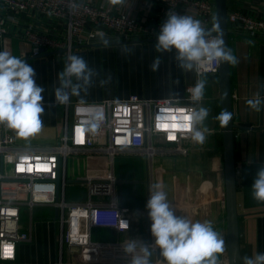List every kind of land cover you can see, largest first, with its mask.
Here are the masks:
<instances>
[{"label":"crops","instance_id":"0c3cea01","mask_svg":"<svg viewBox=\"0 0 264 264\" xmlns=\"http://www.w3.org/2000/svg\"><path fill=\"white\" fill-rule=\"evenodd\" d=\"M87 1L110 8L116 13L133 14L147 21L159 17L157 6L152 5L150 0H122V3L115 5L109 0ZM246 2L248 1L228 0V10L243 8ZM249 2V5H264L255 1ZM261 8L262 6L253 7L254 10ZM28 23H33L39 31L57 38L64 32L61 24L29 12L23 16L19 25L6 21V32L0 36V51L7 50L20 59H26L36 70L37 84L46 90L43 94L45 113L40 131L27 138L18 136L16 132L18 146L26 148L43 147L38 145L39 139L54 141L63 131L66 103L55 101V88L60 86L58 73L68 62V55L63 50L32 56L31 44L23 35ZM155 41L75 45L71 55L83 57L96 75L90 86L82 88L78 96L70 95L69 101L99 102L103 99L126 98L131 94L145 98L182 97L185 87L196 83V74L194 70L187 71L178 66L175 52L156 51ZM230 49L238 60V63L231 65V87L243 264L244 257L264 253V203L253 199L251 188L257 169L264 165V105L257 112L246 103L247 100L256 98L257 94L264 100V38L254 39L245 34L230 33ZM156 58L161 61L160 68L157 72H152L149 66ZM73 83H76L75 78ZM202 104L209 109V116L203 125L209 132L203 144L189 143L187 155L165 154L151 160L134 151H123L117 155L120 156L119 159L115 157L114 172L121 178L118 184H136L142 187V191L130 203H126L117 185L120 205L131 209L129 215L132 227L120 234L109 229L112 237L109 241L127 242L135 239L145 244L151 240V221L145 206L150 195V186L159 182L163 185V191L167 193L168 202L173 206L176 215L185 216L193 222L212 223L214 230L225 240V251L219 256V264L228 261L223 146L219 144L222 139V126L216 119L221 113L218 81L213 92L209 88L205 89ZM108 168L109 161L104 154L81 153L68 159L67 174L70 183H77L73 178L76 173H105ZM54 217L53 220L40 216L35 218L33 213L27 223L22 220L24 229L31 228L33 238L28 243L18 245L19 262L57 261L60 255L57 237L61 231V223L56 209ZM153 259H159L163 261L162 264H166L158 249L152 251V263Z\"/></svg>","mask_w":264,"mask_h":264},{"label":"built area","instance_id":"2783aa9c","mask_svg":"<svg viewBox=\"0 0 264 264\" xmlns=\"http://www.w3.org/2000/svg\"><path fill=\"white\" fill-rule=\"evenodd\" d=\"M150 1L157 6L159 17L147 21L87 0H0V36L6 32V21L19 25L25 14L34 12L61 24L64 32L57 38L28 23L23 35L31 44V55L63 50L70 56L75 45L88 43L96 35H113L127 42L156 39L167 13L192 16L205 29L217 25L215 0ZM246 1L245 7L228 10L230 33L264 38V5H249ZM250 1L264 4V0ZM254 6L262 8L254 10ZM219 65L194 70L196 81L204 74L219 75ZM194 85H187L182 97L145 98L131 94L99 102L68 101L63 131L57 143L48 147H19L17 131L0 123V264H130L131 257L123 246L131 241L93 238L95 229L120 234L132 227L131 209L119 202L114 159L123 151H134L151 160L165 154L187 155L193 141L183 125L187 123L186 115L199 107L189 99L188 89ZM100 114L102 119H97ZM163 124L168 128L161 127ZM88 152L104 154L109 168L105 173L73 177L86 185L88 199L68 201V159ZM36 206L57 210L60 255L54 263H22L17 259L18 245L33 238L31 228H23L22 209L26 208L31 216ZM154 242L152 237L145 244ZM162 262L153 259L152 264Z\"/></svg>","mask_w":264,"mask_h":264},{"label":"clouds","instance_id":"9594fccd","mask_svg":"<svg viewBox=\"0 0 264 264\" xmlns=\"http://www.w3.org/2000/svg\"><path fill=\"white\" fill-rule=\"evenodd\" d=\"M109 2L115 5L122 3V0ZM213 32L216 35H212ZM154 47L162 53L175 52L178 66L187 71L206 68L213 63H238L231 49L225 46L223 33L218 25L214 23L212 29H205L200 20L187 15L167 13V18L156 35ZM160 64L159 58L154 59L149 66L150 70L157 72ZM36 75V70L26 59H20L7 50L0 51V123L16 130L18 136L23 138L38 133L43 123V94L46 90L37 84ZM95 75V70L83 57L68 56L64 69L58 73L60 86L55 88V101L64 104L69 101L70 95L78 96L82 88L86 89L91 85ZM73 78L76 83H73ZM205 87L206 81L198 79L188 89L189 99L200 106L186 115L187 123L183 125L191 134V140L199 144L204 143L209 132L207 127H203L209 116V109L202 104ZM246 103L259 112L264 100L257 94L256 98L249 99ZM231 118L232 114L227 110L216 117L222 127L227 126ZM97 119H102V114ZM161 127L167 129L168 125L163 124ZM251 188L253 199L264 203V165L257 169ZM145 207L155 242L154 245H147L132 239L123 246L125 254L131 257L130 264H152V248L159 250L166 264H219V256L225 251L224 238L214 230L210 221L193 222L185 216L176 215L161 183L150 186ZM243 264H264V253L244 257Z\"/></svg>","mask_w":264,"mask_h":264},{"label":"water","instance_id":"95a60500","mask_svg":"<svg viewBox=\"0 0 264 264\" xmlns=\"http://www.w3.org/2000/svg\"><path fill=\"white\" fill-rule=\"evenodd\" d=\"M216 18L219 30L223 33L225 46L230 49V30L228 22V0H215ZM146 39L140 41H151ZM120 44L127 41H118L113 35L103 34L91 38L87 45ZM218 93L221 102V113L227 110L232 114L229 124L222 127V146L224 161V179L226 194V220H227V250L228 264H241L239 203H238V174L235 156V123L233 121V102L231 87V64L219 65ZM57 215V210H56Z\"/></svg>","mask_w":264,"mask_h":264},{"label":"rangeland","instance_id":"374dc122","mask_svg":"<svg viewBox=\"0 0 264 264\" xmlns=\"http://www.w3.org/2000/svg\"><path fill=\"white\" fill-rule=\"evenodd\" d=\"M202 79L206 81V87L205 89L209 88L211 89V92H213L216 82L219 79V76L217 74H204L202 76ZM57 138H55L54 141H48L47 138H41L38 141V145L48 147L50 145H53L57 143ZM117 157V156H116ZM120 156L117 157L119 159ZM117 164V163H116ZM119 166V163L117 165V168ZM79 174L76 173L75 177H77ZM117 175V174H116ZM117 178L121 180V178L117 175ZM118 190H121L122 197L124 198L126 203H130L131 199L135 197V195H139L142 191V187L136 184H128V183H119L118 184ZM88 199V192L86 185L77 182V183H70L68 186V201H81V200H87ZM30 212L23 207L22 209V220L24 222H28L30 220ZM55 209L51 207L46 206H36L34 210V217L40 216L46 220H53L55 219ZM93 238L95 240L100 241H109L112 240L111 233L109 229H95L93 232Z\"/></svg>","mask_w":264,"mask_h":264},{"label":"trees","instance_id":"16d2710c","mask_svg":"<svg viewBox=\"0 0 264 264\" xmlns=\"http://www.w3.org/2000/svg\"><path fill=\"white\" fill-rule=\"evenodd\" d=\"M219 144L222 145V139L219 140Z\"/></svg>","mask_w":264,"mask_h":264}]
</instances>
